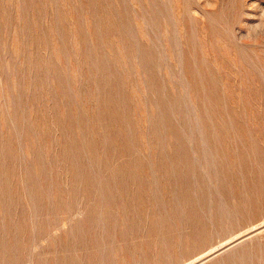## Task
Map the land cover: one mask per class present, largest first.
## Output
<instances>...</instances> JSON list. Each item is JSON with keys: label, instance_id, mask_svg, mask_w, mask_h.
Returning a JSON list of instances; mask_svg holds the SVG:
<instances>
[{"label": "rangeland", "instance_id": "1", "mask_svg": "<svg viewBox=\"0 0 264 264\" xmlns=\"http://www.w3.org/2000/svg\"><path fill=\"white\" fill-rule=\"evenodd\" d=\"M0 264H264V0H0Z\"/></svg>", "mask_w": 264, "mask_h": 264}, {"label": "bare ground", "instance_id": "2", "mask_svg": "<svg viewBox=\"0 0 264 264\" xmlns=\"http://www.w3.org/2000/svg\"><path fill=\"white\" fill-rule=\"evenodd\" d=\"M251 118H252V117H251ZM186 156H187V155H186ZM129 170H130V169H129ZM234 183H235V182H234ZM238 188H239V187H238ZM257 191H258V190H257ZM262 191H263V190H262ZM196 197H197V196H196ZM253 200H254V199H253ZM190 201H191V200H190ZM92 206H93V205H92ZM201 206H202V205H201ZM254 206H255V205H254ZM252 208H253V207H252ZM196 221H197V220H196ZM193 223H194V222H193ZM197 224H198V223H197ZM262 224H263V223H262ZM198 227H199V226H198ZM114 228H115V227H114ZM196 228H197V227H196ZM202 231H203V230H202ZM202 231H201V232H202ZM208 231H209V230H208ZM196 232H197V231H196ZM199 232H200V231H199ZM199 232H198V234H199ZM201 232H200V233H201ZM205 233H207V232H205ZM205 233L203 232L202 234L205 235ZM195 234H197V233H195ZM195 234H194V235H195ZM209 234H210V233H209ZM196 236H197V235H196ZM207 236H209V235H207ZM210 236H211V235H210ZM197 237H198V236H197ZM195 238H196V237H195ZM200 238H201V237H200ZM201 240H202V239H201ZM199 241H200V240H199ZM166 245H167V244H166ZM165 251H166V250H165ZM207 251H208V250H207ZM158 252H159V251H158ZM158 255H159V254H158ZM85 262H86V261H85ZM143 263H144V262H143Z\"/></svg>", "mask_w": 264, "mask_h": 264}]
</instances>
